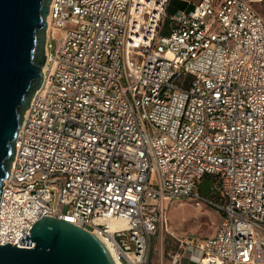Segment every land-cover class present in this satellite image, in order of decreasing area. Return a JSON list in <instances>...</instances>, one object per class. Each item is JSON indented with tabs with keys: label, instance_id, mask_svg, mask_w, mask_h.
I'll list each match as a JSON object with an SVG mask.
<instances>
[{
	"label": "built area",
	"instance_id": "obj_1",
	"mask_svg": "<svg viewBox=\"0 0 264 264\" xmlns=\"http://www.w3.org/2000/svg\"><path fill=\"white\" fill-rule=\"evenodd\" d=\"M263 1L199 0L161 35L170 0H52L0 245L33 248L21 238L56 217L105 239L117 264H149L166 204L192 199L220 223L173 264H264ZM206 176L220 201L200 192Z\"/></svg>",
	"mask_w": 264,
	"mask_h": 264
},
{
	"label": "water",
	"instance_id": "obj_2",
	"mask_svg": "<svg viewBox=\"0 0 264 264\" xmlns=\"http://www.w3.org/2000/svg\"><path fill=\"white\" fill-rule=\"evenodd\" d=\"M52 0H0V198L23 114L43 79ZM0 245V264H116L102 239L70 221L43 216L21 245Z\"/></svg>",
	"mask_w": 264,
	"mask_h": 264
},
{
	"label": "rangeland",
	"instance_id": "obj_3",
	"mask_svg": "<svg viewBox=\"0 0 264 264\" xmlns=\"http://www.w3.org/2000/svg\"><path fill=\"white\" fill-rule=\"evenodd\" d=\"M197 1L199 0H190ZM187 5L182 0H171L162 22L161 35H168L171 31L170 15ZM220 217L221 212L207 202L198 204L192 199L168 202L164 229L152 239L149 264H173L172 255L183 251L181 241L197 242L213 237ZM184 261H189V257H184L182 264H185Z\"/></svg>",
	"mask_w": 264,
	"mask_h": 264
},
{
	"label": "trees",
	"instance_id": "obj_4",
	"mask_svg": "<svg viewBox=\"0 0 264 264\" xmlns=\"http://www.w3.org/2000/svg\"><path fill=\"white\" fill-rule=\"evenodd\" d=\"M212 177L206 176L199 185L200 192L213 201H220L219 196L212 190Z\"/></svg>",
	"mask_w": 264,
	"mask_h": 264
},
{
	"label": "bare ground",
	"instance_id": "obj_5",
	"mask_svg": "<svg viewBox=\"0 0 264 264\" xmlns=\"http://www.w3.org/2000/svg\"><path fill=\"white\" fill-rule=\"evenodd\" d=\"M47 20H49V18ZM123 226H126V222L124 220H121V219L111 220V222H110L111 229H115L116 227H123ZM101 239H102V241L104 242V244L106 245V247L108 248L109 252L111 253V255L114 258V249L112 248L111 244L108 243L105 239H103V238H101Z\"/></svg>",
	"mask_w": 264,
	"mask_h": 264
},
{
	"label": "crops",
	"instance_id": "obj_6",
	"mask_svg": "<svg viewBox=\"0 0 264 264\" xmlns=\"http://www.w3.org/2000/svg\"><path fill=\"white\" fill-rule=\"evenodd\" d=\"M182 1L188 3V5L185 8H183V9H186V10L191 9L192 6H193V4L195 3V2H190V0H182ZM170 2H171V0H170ZM254 7H255L256 11L260 15H263L264 16V1L263 2H259V3H255L254 4ZM184 263L185 264H195V263H193V261H190V260L189 261H184Z\"/></svg>",
	"mask_w": 264,
	"mask_h": 264
}]
</instances>
